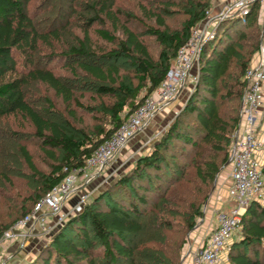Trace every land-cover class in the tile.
I'll return each instance as SVG.
<instances>
[{
  "label": "trees",
  "instance_id": "1",
  "mask_svg": "<svg viewBox=\"0 0 264 264\" xmlns=\"http://www.w3.org/2000/svg\"><path fill=\"white\" fill-rule=\"evenodd\" d=\"M96 1L103 14L109 16L117 26V30L121 27L124 37L99 29L98 35L115 43L116 47L95 55L82 43L68 53L75 62L73 70L78 72L80 69L84 75L98 81V93L110 98L109 102L102 104V111L109 115L112 128H102L99 131L101 139L95 142L85 131L46 117L26 100L23 87L30 80L43 82L66 103L75 100V95L72 88L52 69L35 68L34 58L39 50V42L47 40V36L39 34L36 22L27 13L24 2L0 0V117L22 115L32 124L37 139L50 156H55L53 151H59L61 155L52 173L40 175L46 186L45 193L34 201L33 206L63 181L72 169H83L95 150L161 85L179 47L187 42L191 29L205 17L208 9L207 4H202L204 10L191 11L182 32L149 28V33L163 46L158 58L154 59L147 44L134 30L127 25H119L118 16L112 12L113 0ZM257 8H252L249 17L256 14ZM249 17L245 26L250 25ZM157 18L164 25L162 18ZM255 20L256 16L251 25ZM238 21L242 23L240 18ZM230 37L227 33L226 39L231 40ZM259 48L260 42L254 50L259 51ZM206 49L202 50L199 75L190 97L155 142L152 151L140 156L128 172L120 175L108 189L93 197L79 213L71 216L54 234L48 249L27 264H74V257L86 259L89 264H99L94 256L98 245L102 246L104 264H122L127 261L136 264L140 244L137 240L146 229L144 217L156 209L159 199L162 200L164 185L178 180L186 170V162H180V156L186 158L193 153V150L185 151L183 147L191 146L194 149L195 174L203 185L216 179L222 167L229 162L231 138L240 122V97L244 90L240 77H243L251 60L248 59L246 67L242 63L241 68L245 67L243 74L241 69L239 75L234 77L235 83L226 88L224 79L230 74L235 51L231 46H223L216 52L211 48L210 53ZM16 53L23 55L30 68L33 67L28 74H17ZM123 59L133 65L136 84L122 76L124 64L118 62ZM143 92L145 94L141 96ZM226 102L229 103L223 110L222 106ZM177 143H183L184 146L175 150L176 154L167 156L166 152L172 151V147L179 145ZM21 150L29 167L38 173L32 154L25 146ZM33 206L20 218L29 213ZM192 216L186 220L188 230L195 224L196 214ZM20 218L4 227L0 223V237ZM241 228V236L233 245L230 255L231 264H264V204L258 201L250 205ZM150 241L152 248L147 250L150 263L177 264L178 254L174 258L162 257V250L155 247L156 250L153 246L159 243L158 237H152ZM179 263L183 264V260Z\"/></svg>",
  "mask_w": 264,
  "mask_h": 264
},
{
  "label": "rangeland",
  "instance_id": "2",
  "mask_svg": "<svg viewBox=\"0 0 264 264\" xmlns=\"http://www.w3.org/2000/svg\"><path fill=\"white\" fill-rule=\"evenodd\" d=\"M22 1L27 13L33 16L39 34L47 36V40L39 42V50L34 58L35 68L52 69L72 88L75 95V100L66 103L43 82L30 80L23 87L26 100L46 117L68 124L79 131H85L95 142L100 140L99 131L102 128L104 130L112 128L109 115L102 111V104L109 102L110 98L98 93V81L84 75L80 69L78 72L73 70L75 62L72 57L68 56V53L82 43L95 52V55L106 52L116 45L101 38L97 31L105 29L117 37H124L121 27L117 30L111 18L100 10L96 0ZM202 4L208 5L206 15L193 28L206 24L205 36L215 32L212 38L205 41L203 48L207 47L206 50L210 53L211 48H214L216 52L223 46H231L235 51L231 59L230 74L224 79V86L230 88L235 83L234 77L238 76L242 69V63L246 64V67L249 63L248 59L252 62L258 56V51L254 48L259 42L261 44L264 28V15L259 7L256 14L249 17L250 25L245 26V22L242 21L240 24L237 17L224 19L221 22L216 21L214 0H113L111 5L112 12L120 20L119 25H127L134 30L147 44L153 58L157 59L163 46L149 33V28H159L167 32H182L186 22L190 19V12L204 10ZM157 16L162 18L164 25L159 23ZM255 16V23L251 25ZM225 33L231 35V40L226 39ZM16 57L18 60L17 74H28L33 67L30 68L26 63V58L20 53H16ZM118 63L124 64L122 76L136 84L133 65L126 59ZM198 75L199 64H195L176 97L179 98L177 105L182 103L181 107L170 112V116H164L163 123L153 129V132L149 128L126 145L113 157L103 173L93 178H89L92 172L86 176L82 172L74 171L77 169H72L68 173L67 177L76 174L77 180L73 185V192L64 201L63 212L71 215L74 211L79 213L87 202L108 189L120 175L128 172L140 156L152 151L155 142L161 138L184 107L195 87ZM144 94L145 92L141 96ZM228 103L222 106L223 110H226ZM177 144L179 145L172 147V151L166 152L167 156L176 154L175 150L184 146L183 143ZM22 146H25L32 154L38 173L29 167L22 153ZM183 149L190 152L193 150V153L186 158L180 156V162H186V170L178 180L164 185L165 194L162 200L159 199L160 203H157L156 209L144 217L146 229L137 240L140 244L136 264H152L147 256V250L152 248V243H150L152 237H158L159 243L153 246L162 250L160 252L162 257L174 258V255L178 254L177 264H180L181 260L188 258L187 252L190 249L199 248L211 233L213 219L209 216L210 201L215 192L221 191L224 189L222 186L227 185V179L224 180V177L229 176L230 168L228 164L224 165L212 183L203 185L196 178L194 149L191 146H185ZM53 153L55 156L51 157L42 147L34 127L22 115L8 114L0 117V223L3 227L30 210L34 201L45 193L46 186L40 175L52 173L61 157L59 151H53ZM88 179L91 180L88 181ZM84 197L86 199L82 202ZM80 203L83 205L80 206V210H77ZM261 203L264 204V201ZM193 214H196L195 224L192 229L188 230L186 220H190ZM241 230L240 226L233 235L220 264H231L230 255L233 245L241 236ZM56 232L57 230L46 238L27 239L23 248L18 246L12 248L11 244H1L0 264L4 261L5 264H27L33 261L48 249ZM19 250L22 254L17 253ZM11 254H16L15 259L18 256L16 261L11 259ZM94 256L99 264L105 263L101 245L97 246ZM72 260L74 264H89L88 260L82 258L74 257ZM122 264L130 263L127 261Z\"/></svg>",
  "mask_w": 264,
  "mask_h": 264
},
{
  "label": "built area",
  "instance_id": "3",
  "mask_svg": "<svg viewBox=\"0 0 264 264\" xmlns=\"http://www.w3.org/2000/svg\"><path fill=\"white\" fill-rule=\"evenodd\" d=\"M214 6V18L218 22L237 17L246 23L255 6L264 15V0H214ZM206 26L191 29L187 42L179 47L161 85L95 150L85 167L75 172H82L86 176L92 172L89 178L103 173L113 157L143 133L155 115L177 97L194 65L199 64L205 41L215 34L212 32L205 36ZM242 81L244 90L240 122L233 136L228 162L230 204L217 212L216 225L203 244L187 252L190 264H220L250 205L264 199V166L258 157V153L264 149V142L259 136L264 110V28L258 56L247 67ZM76 180V174L66 177L40 198L29 213L3 232L0 245L16 244L23 248L27 239L46 238L61 228L77 212L74 211L72 215L63 212L64 201L73 192ZM82 205L80 203L77 210ZM1 264H5V261Z\"/></svg>",
  "mask_w": 264,
  "mask_h": 264
},
{
  "label": "crops",
  "instance_id": "4",
  "mask_svg": "<svg viewBox=\"0 0 264 264\" xmlns=\"http://www.w3.org/2000/svg\"><path fill=\"white\" fill-rule=\"evenodd\" d=\"M178 99L179 98L174 99L166 108H164L161 111H159L155 115V117L152 119V121L150 122V124H149V126L147 127L146 130H148L150 128V131L153 132V129H156L158 126H160L163 123V121L165 120L164 116L168 117V116H170V112L172 113V112L178 110L177 108H180L181 104H182V103H180L179 105H177V102L179 101ZM259 136H260L261 141L264 142V110H263V120H262V123H261V131H260ZM134 139H132L131 141H133ZM130 142L128 144H130ZM258 157L260 158L261 162L264 164V149L261 150L258 153ZM225 179H227V185H223L222 188H224V189H222L221 191L219 190V191L215 192L213 198L210 201V205H209V207H210V211L209 212L210 213H209V216H211L212 219H213V222H212V225H211V230L216 225V214H217V212L220 209H222V208L228 207L229 204H230L229 194H228V188L230 186V178L228 176L226 178L224 177V180ZM262 201H264V199L261 200L260 202H262ZM11 245H12V248H16L17 247L16 244H11ZM17 253L18 254H22V253H20V250ZM11 256H12L11 259H13V261H16V259L18 258V256H17V258L15 259L16 254H11ZM183 264H190L189 258L184 260Z\"/></svg>",
  "mask_w": 264,
  "mask_h": 264
}]
</instances>
